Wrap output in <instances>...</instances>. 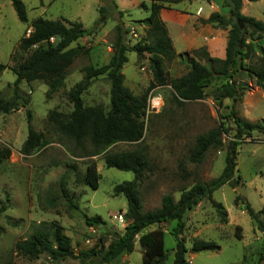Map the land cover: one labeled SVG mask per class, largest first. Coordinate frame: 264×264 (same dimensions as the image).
Returning a JSON list of instances; mask_svg holds the SVG:
<instances>
[{"label":"rangeland","instance_id":"374dc122","mask_svg":"<svg viewBox=\"0 0 264 264\" xmlns=\"http://www.w3.org/2000/svg\"><path fill=\"white\" fill-rule=\"evenodd\" d=\"M27 9L28 23L22 22L11 0H0V62L8 67L0 73V95L10 98L13 94L16 74L10 67L17 66L33 51L19 48L21 39L31 31V22L38 17L80 21L91 33L72 46L81 45L84 51L66 73L64 86L47 96L44 80L22 81L20 87L28 97L29 105L18 110L0 113V142L11 149L9 158L0 160V264H84L79 258L51 261L46 254L30 258L17 253L18 241L29 237L42 221H58L71 237L78 254L93 248L105 250L115 233H123L127 221L121 223L119 214L127 209L123 194L117 195L116 185L135 179L132 171L108 168L107 152L143 148L149 159V168L138 180V190L143 209L155 210L161 206L165 194H172L176 201L182 191L198 181H209L219 176L225 166L226 146L231 134L224 135V145L209 151L200 163L189 161V154L199 134L206 133L219 124L232 107L247 120L257 122L264 118V91L255 80L238 76L247 83V89L237 100L226 98L218 107L211 93L216 82L210 84L201 100L176 102L170 82L188 72L185 63L178 58L165 63L168 84L158 86L149 93L148 107L143 116L144 135L138 143L121 142L101 154L91 155L90 142L76 144L60 133L56 121L50 118L52 111L66 117L73 109L69 91L85 76L84 68L100 67L109 62L117 40V24L126 29L125 40L129 46L150 38L148 30L134 21L149 16L151 0H22ZM171 1V2H170ZM203 1V0H201ZM218 2L219 0H214ZM246 1V15L264 21V0ZM192 0H165V7L181 10L187 20L186 27H194L209 36L211 24L202 23L201 17L189 11ZM177 4L176 8L174 5ZM105 8V23H98L101 8ZM120 11H124L120 14ZM162 12V11H161ZM198 15V16H197ZM161 16V13H160ZM166 24V23H165ZM168 22V26L172 27ZM214 28V27H213ZM218 30V28H214ZM226 30V29H225ZM228 30V29H227ZM172 40V37H171ZM56 42V39L52 40ZM204 41L184 51L174 37L175 50L193 55L195 49H205ZM173 43V40H172ZM173 44V45H174ZM149 54L138 57L128 52V62L122 72L125 84L135 93L143 94L152 81ZM205 63V59H201ZM110 81L105 75L92 80L83 92L84 106H101L110 109ZM33 114L32 127L42 134L43 146L24 153L23 144L28 137L29 123L26 110ZM230 125V121L226 122ZM238 148L235 183L225 184L216 190L213 198L221 202L227 211V221L222 222L216 208L208 198L203 199L185 216L182 236L186 239V258L190 264H258L263 252V233L257 229L245 205L238 200L239 186H243L246 201L258 211L264 207V133L254 132ZM95 162L100 174L98 189L86 181L88 163ZM65 182L70 199L78 206L72 208L64 198L61 184ZM101 216L106 225L89 226L86 218ZM176 221L155 224L147 229L162 228L167 252L166 264H174L177 238L172 233ZM195 239L217 243L220 248L191 252ZM143 248L137 242L132 253L123 258L122 264H142ZM264 264V259L261 261Z\"/></svg>","mask_w":264,"mask_h":264},{"label":"trees","instance_id":"16d2710c","mask_svg":"<svg viewBox=\"0 0 264 264\" xmlns=\"http://www.w3.org/2000/svg\"><path fill=\"white\" fill-rule=\"evenodd\" d=\"M165 0H151L148 7L149 16L134 21L148 30L149 37L129 46L125 40L127 33L122 24H117V40L114 52L109 62L100 67L92 65L84 68L85 76L68 93L73 104L72 111L66 117H61L52 111L50 118L56 121L61 134L76 144L90 142L93 147L91 155L101 154L109 147L121 143H138L144 135L143 116L146 114L149 93L158 86L168 84V75L165 63L178 58L185 63L188 72L170 82L174 98L180 105L186 101L201 100L207 96L205 89L216 82L211 96L218 107L223 106L226 98L237 100L247 89V83L237 80L243 76L255 80V84L264 91V21L242 13L243 0H224L223 5L229 7V14L222 15L213 12L202 23L211 24L214 28L228 29L226 57L224 59L212 57L205 49H195L190 55L187 52L177 54L168 28L160 13L166 8ZM258 1V0H248ZM18 18L28 23L26 5L22 0H11ZM171 2V1H170ZM176 3L177 0H172ZM101 16L98 23H105V8L100 9ZM124 11H120L122 15ZM31 31L24 36L19 44L23 51H33L17 66L10 67L16 74L13 94L10 98L0 95V113H10L18 110L22 104L29 105L20 84L22 81L31 83L42 79L48 86L47 96L57 92L64 86L66 73L75 59L84 51L83 46H72L81 38L89 35L82 22L67 19H47L38 17L30 24ZM56 39V42L52 40ZM128 52H135L138 57L149 54V68L152 72V81L143 94H135L124 82L122 72L128 62ZM201 59L206 62L202 63ZM8 65L0 62V73ZM105 75L110 81V109L105 111L101 106H84L82 94L91 85L92 80ZM239 76V77H240ZM29 123L28 137L23 144L24 153L43 146L42 134L31 125L32 111L26 110ZM230 121V125H227ZM254 132L264 133V120L257 122L247 120L237 114L232 107L226 116L221 117L219 124L206 133L196 137L195 144L190 151L189 161L200 164L205 160L207 153L224 145V135L231 134L226 146L225 166L222 173L209 180L198 181L189 189L182 191L180 199L175 200L170 193L162 198L161 206L155 210L143 209L142 199L138 190V180L149 168V159L143 148L132 150L107 152L105 162L108 168L114 167L123 171H132L135 179L124 181L115 186L117 195L123 194L127 200L125 217L132 222L125 226L123 233H115L105 250L96 247L90 251H80L78 254L72 246L71 237L66 234L64 227L56 220L42 221L33 233L16 243L18 254L30 258H38L46 254L51 261L79 258L84 264H122L123 256L134 251L137 242L143 248L142 264H166L167 252L164 242V230L148 227L176 221L172 233L177 238L174 249V264H190L186 258L188 251L186 239L181 235L185 226V216L203 199L208 198L222 222L227 221V211L221 202L213 198V194L225 184H234L237 170L238 148L248 138H253ZM261 142H264L262 140ZM11 149L4 147L0 142V160L9 158ZM86 181L92 189H98L100 174L95 162H90L86 168ZM62 194L72 208L78 206L70 199L65 182L61 184ZM238 200L252 218L254 226L263 233L264 252V207L256 211L241 195ZM89 226L106 225L101 216L86 218ZM220 246L203 239H195L191 252L217 250ZM263 253L259 263L263 260Z\"/></svg>","mask_w":264,"mask_h":264},{"label":"crops","instance_id":"0c3cea01","mask_svg":"<svg viewBox=\"0 0 264 264\" xmlns=\"http://www.w3.org/2000/svg\"><path fill=\"white\" fill-rule=\"evenodd\" d=\"M223 3L224 0H219L218 2H215L214 0L212 2H208L206 0H192V2H190L189 4V11H194L195 13H198L201 17V20L208 19L213 12H219L222 15H228L230 8L225 7ZM245 6L246 1L243 0L242 13L246 15ZM174 7L179 8L177 7V4L174 5ZM179 9H169L166 7L163 8L161 12V18L166 23L169 35L170 37H172L173 40V44L175 37L177 41H179V44L184 47L183 49L185 51L187 47H196L200 43H202L203 40H205L204 44L206 43V46L210 51V55L212 57L224 59L226 57L228 30L220 28L218 30H214L213 26H209L210 30L213 31V33H211L209 36H206L205 38L204 34L202 32L200 33V31L196 30L194 27L189 26L187 29V20L182 16L181 10ZM168 22L173 24L172 27L168 26ZM262 119L264 120V118ZM127 255L123 256V258H125Z\"/></svg>","mask_w":264,"mask_h":264},{"label":"water","instance_id":"95a60500","mask_svg":"<svg viewBox=\"0 0 264 264\" xmlns=\"http://www.w3.org/2000/svg\"><path fill=\"white\" fill-rule=\"evenodd\" d=\"M237 191L240 193V195L246 200V194L244 192L243 186H239L237 188ZM125 212H127V209L125 210ZM132 222V220H127V225L130 224Z\"/></svg>","mask_w":264,"mask_h":264},{"label":"built area","instance_id":"2783aa9c","mask_svg":"<svg viewBox=\"0 0 264 264\" xmlns=\"http://www.w3.org/2000/svg\"><path fill=\"white\" fill-rule=\"evenodd\" d=\"M206 1H208V2H212L213 0H206ZM125 213L126 212H124V213H120L119 214V221L123 224V223H125L126 221H127V219H126V217H125ZM126 224V223H125ZM190 263V262H189Z\"/></svg>","mask_w":264,"mask_h":264}]
</instances>
